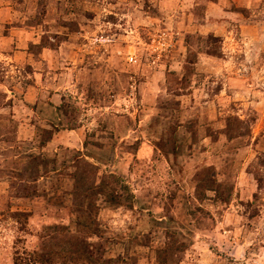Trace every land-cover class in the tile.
<instances>
[{
    "label": "rangeland",
    "instance_id": "1",
    "mask_svg": "<svg viewBox=\"0 0 264 264\" xmlns=\"http://www.w3.org/2000/svg\"><path fill=\"white\" fill-rule=\"evenodd\" d=\"M33 250L264 264V0H0V264Z\"/></svg>",
    "mask_w": 264,
    "mask_h": 264
},
{
    "label": "trees",
    "instance_id": "2",
    "mask_svg": "<svg viewBox=\"0 0 264 264\" xmlns=\"http://www.w3.org/2000/svg\"><path fill=\"white\" fill-rule=\"evenodd\" d=\"M230 198L224 200V202H228ZM52 254L47 252L43 253L42 255L39 253V251H31L28 252L25 256L18 252L16 253V256L14 257L13 264H49L51 262Z\"/></svg>",
    "mask_w": 264,
    "mask_h": 264
},
{
    "label": "built area",
    "instance_id": "3",
    "mask_svg": "<svg viewBox=\"0 0 264 264\" xmlns=\"http://www.w3.org/2000/svg\"><path fill=\"white\" fill-rule=\"evenodd\" d=\"M131 60L133 61V60H134V58L132 57V58H131Z\"/></svg>",
    "mask_w": 264,
    "mask_h": 264
}]
</instances>
